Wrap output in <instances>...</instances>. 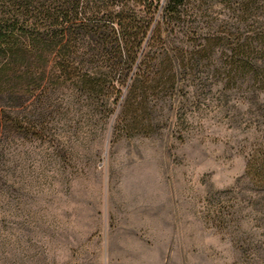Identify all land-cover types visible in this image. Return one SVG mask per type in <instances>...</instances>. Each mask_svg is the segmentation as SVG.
Segmentation results:
<instances>
[{
  "label": "rangeland",
  "instance_id": "374dc122",
  "mask_svg": "<svg viewBox=\"0 0 264 264\" xmlns=\"http://www.w3.org/2000/svg\"><path fill=\"white\" fill-rule=\"evenodd\" d=\"M225 14L212 1L164 26L121 107L60 88L40 131L0 132V264H264V186L246 167L264 93L227 81L223 47L194 56L237 26Z\"/></svg>",
  "mask_w": 264,
  "mask_h": 264
},
{
  "label": "trees",
  "instance_id": "16d2710c",
  "mask_svg": "<svg viewBox=\"0 0 264 264\" xmlns=\"http://www.w3.org/2000/svg\"><path fill=\"white\" fill-rule=\"evenodd\" d=\"M191 1L166 0L157 22L155 0H0V132L40 131L60 88L97 102L109 95L121 107L125 92L130 99L136 82L149 79L163 27L205 17L212 1L237 26L225 21L194 56L223 47L227 81L242 79L255 95L264 93V0H199L194 14ZM169 60L176 76L182 65ZM257 102L264 117V100ZM262 148L246 167L264 186V142Z\"/></svg>",
  "mask_w": 264,
  "mask_h": 264
}]
</instances>
